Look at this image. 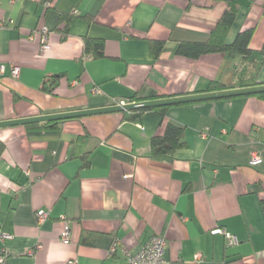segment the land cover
Instances as JSON below:
<instances>
[{"label":"crops","instance_id":"1","mask_svg":"<svg viewBox=\"0 0 264 264\" xmlns=\"http://www.w3.org/2000/svg\"><path fill=\"white\" fill-rule=\"evenodd\" d=\"M230 1L239 12L227 43L253 28L251 47L261 48L264 0H0L14 21L0 29V64L20 67L18 78L0 72V120L237 83L240 57L177 53L182 42L207 41ZM72 13L65 33L62 17ZM43 26L50 31L45 50L36 32ZM87 38L104 40L103 57L86 51ZM153 40L165 41L159 59ZM55 76V92L43 90ZM258 81L264 84V64ZM125 112L0 128V232L12 236L0 239L7 264H125L120 248L109 255L113 240L136 253L154 235L167 237L164 264H264V98L179 104L164 117L146 110L128 119ZM168 124L185 128L186 145L155 157L151 140ZM256 152L263 161L253 166ZM41 209L49 211L42 222ZM217 227L239 243L228 246L212 233Z\"/></svg>","mask_w":264,"mask_h":264},{"label":"trees","instance_id":"2","mask_svg":"<svg viewBox=\"0 0 264 264\" xmlns=\"http://www.w3.org/2000/svg\"><path fill=\"white\" fill-rule=\"evenodd\" d=\"M239 12V4L235 1L229 2V7L219 19L217 25L211 33L210 38L205 42H182L179 44L177 53L191 59H198L202 55L210 53H227L231 57H240L242 62L236 67L235 75L237 77V83L231 86L222 84L219 81H212L206 91H219L224 90L227 87H247L257 86L261 83L258 81L259 73L264 64V44L259 49L251 47V40L254 35V29L249 28L239 32L232 43H227L226 37L233 26ZM72 14L63 15L62 23L64 24L63 31L66 33L67 25L70 22ZM104 40L102 39H86V51L91 56L98 58L104 55ZM165 47V41L153 40L151 41V51L155 59H159L163 53ZM60 77H51L45 81L43 90L54 93ZM264 98V93L252 94ZM140 98L134 95L129 98L131 102H136ZM171 106L155 107L150 109H142L136 111H127L125 116L128 119H132L146 110L158 111L162 117L165 116L166 111ZM59 121L46 122L42 126L49 127L54 126ZM39 124H29L27 126H36ZM185 128L168 124L167 130L164 135L154 136L151 140V151L155 157L172 156L177 150L183 148L186 145L185 142ZM5 150V144L0 139V156ZM86 241L85 236H83Z\"/></svg>","mask_w":264,"mask_h":264},{"label":"built area","instance_id":"3","mask_svg":"<svg viewBox=\"0 0 264 264\" xmlns=\"http://www.w3.org/2000/svg\"><path fill=\"white\" fill-rule=\"evenodd\" d=\"M16 0H11L12 3H15ZM12 19H8L3 15L1 4H0V29H5L13 24ZM40 35V41L42 49H48L49 47V29L47 26H43L36 31ZM9 70V73L12 77L18 78L20 74V67L16 64L6 65L0 64L1 74H5ZM95 92H100L99 89H94ZM126 102L121 101L118 105L123 106ZM263 158L259 152L254 153L250 164L253 166L259 165L262 163ZM38 219L40 222L49 217V211L41 209L37 213ZM213 234H221L226 238L228 246H235L239 243V239L236 235L227 232L222 227H217L212 231ZM71 229L69 224L66 222L64 231L62 233V241L67 242L70 240ZM12 236L7 233L0 232V239L2 241H7L11 239ZM168 246L167 237L164 235H154L143 245V247L136 253L131 252L127 247L122 245L120 239L115 238L112 242V245L109 249V255H113L118 248H120L125 256V264H164L166 262V250ZM200 254L196 255V259H199ZM8 261V252L7 249H3L0 252V264H7ZM68 264H79L77 259H70Z\"/></svg>","mask_w":264,"mask_h":264},{"label":"water","instance_id":"4","mask_svg":"<svg viewBox=\"0 0 264 264\" xmlns=\"http://www.w3.org/2000/svg\"><path fill=\"white\" fill-rule=\"evenodd\" d=\"M258 93H264V84H260L257 86L239 87V88L180 95V96H173L166 98L141 100L136 102L125 103L123 106L117 104L106 107L78 110L72 112L43 114L33 117L0 120V128L16 126V125H26L32 123L63 121L67 119L79 118V117L95 115V114H104V113L121 112V111H136V110L150 109V108L162 107V106H174L185 103L201 102V101L215 100L222 98H231L237 96H246V95L258 94Z\"/></svg>","mask_w":264,"mask_h":264}]
</instances>
